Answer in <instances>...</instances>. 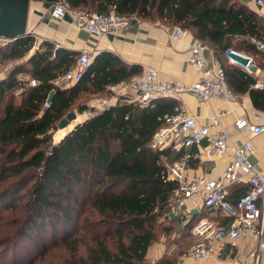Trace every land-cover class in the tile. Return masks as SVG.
Returning a JSON list of instances; mask_svg holds the SVG:
<instances>
[{"label":"trees","instance_id":"obj_1","mask_svg":"<svg viewBox=\"0 0 264 264\" xmlns=\"http://www.w3.org/2000/svg\"><path fill=\"white\" fill-rule=\"evenodd\" d=\"M69 2L75 10L137 15L189 28L222 62L229 87L249 93L254 106L264 110L258 78L227 55L229 48L260 54L251 38H264V25L241 0ZM36 43L29 34L0 45V75L12 65L0 76V262L151 264L149 249L176 229L169 214L180 200L179 182L169 177V165L184 159L192 163L184 148L152 147L167 117L179 112L178 101L158 97L145 107L130 101L93 109L54 143L53 134L70 110H88L79 102L83 95L109 93L141 68L102 51L80 81L62 88L54 81L75 67L81 52L44 41V49L28 57ZM52 90L56 94L46 107ZM193 221L186 224L177 253L157 264L178 263L190 248L186 231ZM30 250L36 255L29 257Z\"/></svg>","mask_w":264,"mask_h":264},{"label":"built area","instance_id":"obj_2","mask_svg":"<svg viewBox=\"0 0 264 264\" xmlns=\"http://www.w3.org/2000/svg\"><path fill=\"white\" fill-rule=\"evenodd\" d=\"M253 1L264 8V0ZM70 14L78 27L96 38L104 37L109 33H119L127 29L134 21H141L137 15L75 10L71 8L69 0H59L51 6L53 18L64 19ZM170 35L173 38L192 37L189 62L198 73V79L194 83L186 84L175 79L161 80L153 67H147L131 80L121 83L119 88H116L117 85L111 86V92L134 93V101H137L142 107L148 106L155 98H176L184 92L191 93L202 100L220 97L234 98L236 96L227 83L226 71L222 62L205 42L194 38L189 28L180 25L172 27ZM8 41L11 40L0 36V45ZM251 41L258 48L264 65V38L253 37ZM227 55L230 63L251 74L262 72V68L257 65L251 55L233 48L227 50ZM234 56L247 61L243 64ZM91 61L90 51L83 50L78 56L75 67L57 78L54 85L61 87L63 83L80 81ZM32 84L36 85L37 80L33 79ZM256 86L263 88L264 81L257 83ZM49 104L47 102L46 107ZM111 105H114L112 97L98 99L93 107L103 110ZM178 110L176 115L167 117V125L156 134L152 147L164 148L173 145L176 150H180L200 145L204 139H208L207 146L202 152L195 153L194 158L204 157L214 160L228 153L230 134L227 131L211 133V128L219 125L217 118L210 125L199 124L197 117L186 114V103L182 100L179 102ZM236 126L246 128L255 134L264 133V122L253 123L249 119L241 117L236 121ZM252 154L253 146L250 142L239 145L220 179H210L205 175L190 179L185 172V159L169 165V177L179 182L180 200L174 209L176 214L181 212V201L197 195L208 209L220 210L228 218L227 225L224 226H218L212 220H201L194 225L191 232L196 241L187 253V257L203 260L216 254L220 247L227 242L251 237L258 241L252 255L256 264H259L264 252V172L251 162ZM242 181L248 184V190L232 201L227 186Z\"/></svg>","mask_w":264,"mask_h":264},{"label":"crops","instance_id":"obj_3","mask_svg":"<svg viewBox=\"0 0 264 264\" xmlns=\"http://www.w3.org/2000/svg\"><path fill=\"white\" fill-rule=\"evenodd\" d=\"M241 1L258 14L264 25V8L258 6L253 0ZM51 6V3L43 0H30L28 31L29 34L36 37L37 43L28 57L38 49H44L40 48L41 43L48 41L56 44L57 47L61 46L79 53L88 50L92 59L102 51H110L116 54L124 63L138 65L141 72L147 67H153L158 72V78L161 80L175 79L186 84H192L198 79L197 70L189 62L192 37H171V25H166L160 21L141 19L140 22L134 21L127 29L119 33H109L104 37L96 38L86 30L78 27L71 14L64 19L53 18ZM35 48H37L36 51ZM238 50L250 55V52L243 49ZM211 51L214 53L212 49ZM258 56L260 57V54ZM260 67L262 72L254 73L258 78L257 83L264 81V65ZM21 77L31 79L28 74H23ZM120 86L121 83L117 84L116 88ZM235 95L234 98L220 97L202 100L191 93L184 92L175 98L178 104L181 100L185 101L186 114L197 117V121L201 125H210L217 118L219 125L211 128L212 134L221 131H227L230 134L228 153L214 160L204 157L194 158L193 156L195 153L204 150L208 144V139H204L200 145L184 148L186 155H190L193 163L189 164L185 160V172L190 179L199 175H205L210 179L222 178L226 166L233 159L235 149L245 142H250L253 146V154L250 157L251 162L264 172V133L255 134L246 128L236 126V121L241 117L249 119L253 123L264 122V110L257 109L254 106L249 93H235ZM111 97L114 100V105L135 100L134 93H120L118 91L113 93L111 90L109 93L100 94L97 100ZM89 116L78 123L83 122ZM227 189L231 200L235 201L248 190V184L245 181L237 182L228 185ZM178 204L179 201L176 202V205ZM176 205L169 214V217L176 223L174 248L177 247L178 241L184 237L185 226L190 221L194 220L192 227L201 220H212L218 226L227 225V216L220 210L208 209L203 204V200L197 195L181 201V212L178 214L174 210ZM180 226L182 227L178 230ZM191 229L186 231L188 238L191 239L190 250L196 241ZM162 245L157 244L149 249L147 259L151 264H157L164 256L165 249ZM257 245L258 241L256 239L244 237L225 243L216 254L203 260L187 257V253L190 251L188 250L178 257L177 264H256L252 253ZM259 264H264V252Z\"/></svg>","mask_w":264,"mask_h":264},{"label":"water","instance_id":"obj_4","mask_svg":"<svg viewBox=\"0 0 264 264\" xmlns=\"http://www.w3.org/2000/svg\"><path fill=\"white\" fill-rule=\"evenodd\" d=\"M30 9V0H0V36L9 40H15L19 37L29 35L28 17ZM35 51L37 48L34 49ZM56 90L49 94L48 103H51ZM75 111L69 112L59 123V128H67L70 123L76 120ZM76 126V125H75ZM75 127L70 129L73 130ZM68 131V132H69ZM67 134V133H66ZM180 226L178 230L181 228Z\"/></svg>","mask_w":264,"mask_h":264},{"label":"rangeland","instance_id":"obj_5","mask_svg":"<svg viewBox=\"0 0 264 264\" xmlns=\"http://www.w3.org/2000/svg\"><path fill=\"white\" fill-rule=\"evenodd\" d=\"M250 55H252L254 58H255V62L258 64V63H260V61H261V58L258 56V54L257 53H250ZM234 57H236L240 62H242L243 64H245V62L247 61L246 59H244V58H241V57H237V56H234ZM241 59V60H240ZM12 65L11 64H9L6 68H4V70H3V72H2V74L0 75V76H2L3 74H4V72L5 71H7V69L9 68V67H11ZM75 84V83H74ZM71 85H73V83L71 84V83H63V85L61 86L62 88H64V87H70ZM100 95H93V96H90V95H83V98H81V100L79 101L80 103H82L83 101V103H86L87 105H88V110H86V111H84V112H82V113H80L79 111H78V109H77V107H75V108H73L72 110H70L69 112H71V111H75L76 112V114H77V118H76V120H74V121H72L71 123H70V125H72V127H73V125L74 124H76V123H78V122H80L81 120H83L86 116H89L90 114H92L94 111H93V109H94V107H93V104L97 101V98L99 97ZM68 112V113H69ZM69 125V126H70ZM68 126V127H69ZM67 127V128H68ZM66 128H64V129H61V128H59L58 127V129L54 132V134H53V142L54 143H58L59 141H61V139L66 135V133H68V131L70 130L69 128L67 129V130H65ZM64 131H65V134L64 135H62V136H60V138L58 137L59 135H61V134H63L64 133ZM70 132V131H69ZM176 240V237H174V234L171 236V237H161V239H160V241L157 243V244H159V245H161V244H163L162 245V247H164V249H165V254H164V256H172V255H175L176 253H177V251H178V248H174V246H173V244H174V241ZM157 244H155V245H157ZM191 246V245H190ZM190 249V248H189ZM188 249V250H189ZM30 255V256H29ZM34 255H36L35 253H32V251L30 250L29 251V253H28V256L29 257H32V256H34ZM178 260H179V258H178ZM0 264H12V261H10V259L9 260H2V262H0Z\"/></svg>","mask_w":264,"mask_h":264}]
</instances>
